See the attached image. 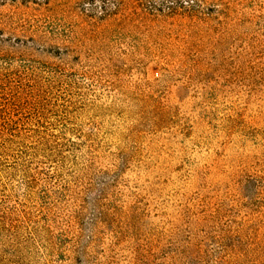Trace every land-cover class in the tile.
I'll use <instances>...</instances> for the list:
<instances>
[{
	"label": "rangeland",
	"instance_id": "374dc122",
	"mask_svg": "<svg viewBox=\"0 0 264 264\" xmlns=\"http://www.w3.org/2000/svg\"><path fill=\"white\" fill-rule=\"evenodd\" d=\"M0 264H264V0H0Z\"/></svg>",
	"mask_w": 264,
	"mask_h": 264
}]
</instances>
